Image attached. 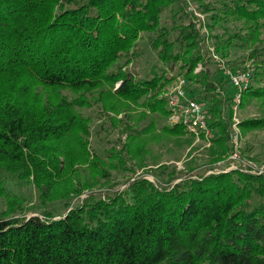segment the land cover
<instances>
[{
	"label": "trees",
	"instance_id": "1",
	"mask_svg": "<svg viewBox=\"0 0 264 264\" xmlns=\"http://www.w3.org/2000/svg\"><path fill=\"white\" fill-rule=\"evenodd\" d=\"M191 1L208 14L215 51L233 68L255 65L241 108L264 105V0ZM186 6L0 0V264H264V173H208L232 150V97L225 120L218 70L209 60L195 72L204 54ZM178 75L207 104L214 135L205 167L196 158L185 170L161 165L152 170L157 183L137 178L121 192L91 194L71 207L85 189L101 186L108 167L127 170L128 159L141 164L153 134L193 142L183 126L167 122L163 92ZM132 106L143 108L139 124L133 114L127 120L108 113ZM261 112L241 121L244 135L264 129ZM120 131L128 138L117 149ZM254 149L243 146L264 164V151Z\"/></svg>",
	"mask_w": 264,
	"mask_h": 264
},
{
	"label": "built area",
	"instance_id": "2",
	"mask_svg": "<svg viewBox=\"0 0 264 264\" xmlns=\"http://www.w3.org/2000/svg\"><path fill=\"white\" fill-rule=\"evenodd\" d=\"M187 2L186 10L191 14L193 22L200 30L207 33V37L204 40L202 37L201 48L204 54L203 62H200L195 72H201L206 70V64L209 60L215 65L218 70L219 79H214V83L217 86V92L222 95L224 104L222 106V117L228 120V96L232 97L231 112L232 118L230 120V143L232 146L231 153L226 160L218 162L217 167L211 172H222L231 170H240L247 173H264V164L258 165L253 160H250L243 152L242 144V132L240 128L241 119L239 113L241 110V104L245 92L252 84L253 74L252 68L247 66H238L233 68L227 60L222 58L215 52L214 48L209 45L208 29L206 24V14L199 9L198 4L193 3L191 0H185ZM208 44L210 51L204 50V45ZM225 80L226 87L229 88L231 95L227 93L221 80ZM220 80V81H219ZM190 83L184 75H178L174 81L168 86V90H165L164 96L167 99V106L169 115L167 122L171 125H180L199 142H204L208 147L212 144V138L214 135V129L208 123L209 111L205 101L198 99L192 93L194 86Z\"/></svg>",
	"mask_w": 264,
	"mask_h": 264
},
{
	"label": "rangeland",
	"instance_id": "3",
	"mask_svg": "<svg viewBox=\"0 0 264 264\" xmlns=\"http://www.w3.org/2000/svg\"><path fill=\"white\" fill-rule=\"evenodd\" d=\"M205 14H206V19H207L206 24H207L208 37H209L208 44L211 45V38H210L211 31L208 26V14L207 13ZM202 37H204V40H205L207 37V33L203 32L201 34V41H202ZM208 44L204 45V50L211 52V50L208 47L209 46ZM200 46H201V43H200ZM240 54L241 52H239L238 54H233V57L235 58V56H238ZM148 59H149V62H156V58L154 56L148 57ZM225 60L229 61V59H225ZM247 65H249V67L252 69L255 66L253 63H251V61H249ZM247 65H242V66H247ZM213 67L216 68L215 65H213ZM166 89L168 90V86L166 87ZM163 94L165 93L163 92ZM263 109H264V105L261 102L256 101V102H253L241 108L239 117L241 121L248 117H258L262 114L261 111H263ZM84 110L87 113L92 112V109H84ZM139 111H143V108H140L138 106L137 107L132 106V108H130L128 112L127 111L121 112L119 114H115L113 112H108V113L112 116H116L117 118L125 117L127 118V120H128V117H130L133 114L137 118L132 119L131 122L134 124H139L138 118L141 116ZM128 113L129 115L128 117H126ZM97 120L98 118L92 124L91 135L89 137L90 143L89 145L87 144V148H89V151H90V159H93L94 156L96 155V152L93 149V148H96V145H97L95 141V137H94V131L97 128L96 125L99 122H101L100 121L101 119L98 121ZM156 131L160 133L159 129ZM152 136L153 137L149 140L148 144H146L145 151H147V154L144 157H141V160H140L141 164L135 159H128L126 161L127 166H128L127 170L125 169L121 170L117 167H114V168L108 167L110 171V176L104 177L101 179V183L99 184L101 186H95L90 189H85L78 197H76L71 202V207H74V206L76 207V205H78L79 203H82L84 199L91 194H98L102 198H107L108 195L112 192H115V191L121 192L127 189L129 184L137 178H145L154 183H157V178L153 174L152 170L158 168V166H161V165H167V166L175 165L177 170H185L186 162H188L191 159L196 158V161L198 162L197 163L198 166L203 165V167H205L204 161L208 157L207 151H206L208 146L204 142H199L198 140L194 139L191 144H188L185 142L184 145H179L173 142V140L171 139H166L165 137H162V135L160 134H153ZM73 138L76 141L78 137L75 136ZM127 138H128L127 134L120 131L119 133H116V138L113 141V145L116 142L115 143L116 148L121 149L122 143L123 142L125 143L127 141ZM246 142H250L251 144L255 146L253 154L259 151H264V129L250 132L247 135H244L242 133L243 146H245ZM109 144L110 146L112 145L111 143ZM101 145L106 146V143L103 141ZM226 159L227 157L223 160H226ZM90 165H91V160H89L86 164H84L83 167L86 168V167H89ZM217 165H218V162L215 165H213L214 169L217 167ZM176 181H179V179ZM24 191L28 195L30 194V191L28 188H26ZM4 208H5L4 203L0 201V211L3 210ZM27 214L31 215L35 213H32L31 211H27Z\"/></svg>",
	"mask_w": 264,
	"mask_h": 264
}]
</instances>
